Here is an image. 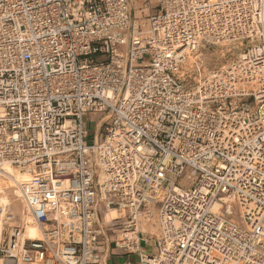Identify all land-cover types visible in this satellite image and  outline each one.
<instances>
[{
  "label": "built area",
  "instance_id": "1",
  "mask_svg": "<svg viewBox=\"0 0 264 264\" xmlns=\"http://www.w3.org/2000/svg\"><path fill=\"white\" fill-rule=\"evenodd\" d=\"M134 9L0 0V184L22 210L0 203V264H105L104 248L137 264H264V0ZM220 44L242 48L227 67L187 64ZM21 216L40 239L7 224Z\"/></svg>",
  "mask_w": 264,
  "mask_h": 264
},
{
  "label": "rangeland",
  "instance_id": "2",
  "mask_svg": "<svg viewBox=\"0 0 264 264\" xmlns=\"http://www.w3.org/2000/svg\"><path fill=\"white\" fill-rule=\"evenodd\" d=\"M134 8L135 9L133 10V14H135L137 18H141L143 20L146 17V14L140 12L142 8V0H134ZM241 50L242 48L240 46L233 45V44L207 45L201 48L199 52L197 53V55L195 56V57H198L196 63L200 67V73H202L204 77L213 71L222 69L223 67H227L228 65H230V63L233 60H235L238 57V55L241 53ZM192 66L194 67V69H196V65L193 64ZM94 118L95 117H92V116H89L88 120L86 118L87 130L89 133V138L87 142L88 144L92 143L94 134L97 129L95 121L92 122ZM9 193H10V190H9ZM9 198L14 201L11 193L9 195ZM8 210L12 213L17 211L14 205H10L7 211ZM107 215L108 213H103L101 215V222L103 223V225H105V227H107L108 229L107 234L110 237L111 241H114L116 239V235L118 231L114 232L113 230H117L120 227V225L124 223L125 219H124V216L122 217L120 216V218L117 220H113L111 218L110 221H107ZM112 216L114 217V215ZM145 219L146 218L144 216L142 220L143 221L142 224L149 226L150 228H148L147 232H145L148 238L146 236H144V238L150 239L155 246V241L152 238H156V236L158 235V227L156 223V211H153V216L151 218L147 219L146 221ZM143 248H144L143 249L144 252H149L151 249V247L146 246V245H144ZM133 258H135V256H133Z\"/></svg>",
  "mask_w": 264,
  "mask_h": 264
},
{
  "label": "bare ground",
  "instance_id": "3",
  "mask_svg": "<svg viewBox=\"0 0 264 264\" xmlns=\"http://www.w3.org/2000/svg\"><path fill=\"white\" fill-rule=\"evenodd\" d=\"M197 59H198V57L190 55L186 59V62H187V64L189 63V65H190V64L195 63L197 61ZM7 170L9 173H12L13 175L17 176L18 179H21V181H25V180L29 179V176L18 175V173H15L9 167L7 168ZM7 187H9V185L0 184V203L4 206L5 211H7L8 207L10 205H14L15 209H17V211L13 212V214L15 217H17L18 215H20V213L22 211L21 210V204H20L19 199H18L20 193L10 190V193L12 194L13 199H14V201H13L9 198L10 193H9V190H6ZM108 215L110 216V218H113L114 220L119 219L121 216L116 210H113V209L108 212ZM112 215H114V217ZM146 220L147 219H145V221ZM7 224H9L10 226H16L17 225L19 227H21V226L24 227L25 230L22 232V234L20 236L21 239H32V240L34 239L35 240V239H40L42 237L41 230L36 225L29 223V221L24 216H21L20 221H18L16 218L14 221H9ZM3 225H4V223H2L0 221V232L3 230ZM152 227H154V226H152ZM148 228H150V227L143 224V226L141 227L140 230L145 233V232H147Z\"/></svg>",
  "mask_w": 264,
  "mask_h": 264
},
{
  "label": "crops",
  "instance_id": "4",
  "mask_svg": "<svg viewBox=\"0 0 264 264\" xmlns=\"http://www.w3.org/2000/svg\"><path fill=\"white\" fill-rule=\"evenodd\" d=\"M113 219V218H112ZM111 218L109 215H107V221H110ZM114 220V219H113ZM147 237V236H146ZM148 238V237H147ZM152 238V237H150ZM155 241V238H152ZM150 240V239H149ZM150 244L152 245L151 249L149 252H153L154 251V244L152 243V241L150 240ZM156 244V242H155ZM102 253H103V259L105 264H127V263H131V264H137V258H133V256H123L120 253H118L117 251L111 249L109 252L106 250V248L102 249Z\"/></svg>",
  "mask_w": 264,
  "mask_h": 264
}]
</instances>
